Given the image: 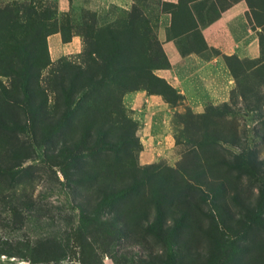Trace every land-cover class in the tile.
<instances>
[{
	"label": "rangeland",
	"instance_id": "1",
	"mask_svg": "<svg viewBox=\"0 0 264 264\" xmlns=\"http://www.w3.org/2000/svg\"><path fill=\"white\" fill-rule=\"evenodd\" d=\"M246 1L254 57L203 42L196 0H0V264H264Z\"/></svg>",
	"mask_w": 264,
	"mask_h": 264
},
{
	"label": "crops",
	"instance_id": "2",
	"mask_svg": "<svg viewBox=\"0 0 264 264\" xmlns=\"http://www.w3.org/2000/svg\"><path fill=\"white\" fill-rule=\"evenodd\" d=\"M164 1L174 4L178 0ZM195 4H199L197 15L200 16V18L195 17L197 18L195 20L196 30L203 42L219 48L222 52L237 49L242 53L245 52L244 54L249 57L256 55L257 38L252 34L248 25V17L250 16L245 0H196ZM193 14L196 16L195 11ZM212 16L214 17L211 18ZM186 58H180V60L183 61ZM188 61L191 60L188 58Z\"/></svg>",
	"mask_w": 264,
	"mask_h": 264
},
{
	"label": "trees",
	"instance_id": "3",
	"mask_svg": "<svg viewBox=\"0 0 264 264\" xmlns=\"http://www.w3.org/2000/svg\"><path fill=\"white\" fill-rule=\"evenodd\" d=\"M245 2H246V4H247V6H248V3H247V1L245 0ZM249 8V7H248Z\"/></svg>",
	"mask_w": 264,
	"mask_h": 264
}]
</instances>
